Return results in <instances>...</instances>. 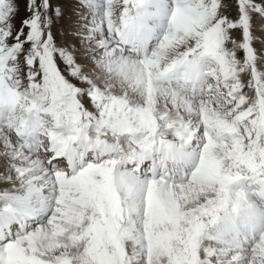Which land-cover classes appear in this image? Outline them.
Listing matches in <instances>:
<instances>
[{
    "label": "snow or ice",
    "instance_id": "snow-or-ice-1",
    "mask_svg": "<svg viewBox=\"0 0 264 264\" xmlns=\"http://www.w3.org/2000/svg\"><path fill=\"white\" fill-rule=\"evenodd\" d=\"M0 264H264V0H0Z\"/></svg>",
    "mask_w": 264,
    "mask_h": 264
},
{
    "label": "rangeland",
    "instance_id": "rangeland-1",
    "mask_svg": "<svg viewBox=\"0 0 264 264\" xmlns=\"http://www.w3.org/2000/svg\"><path fill=\"white\" fill-rule=\"evenodd\" d=\"M21 17L24 15V12H23V4H21V13H20ZM19 21H17L18 23Z\"/></svg>",
    "mask_w": 264,
    "mask_h": 264
}]
</instances>
